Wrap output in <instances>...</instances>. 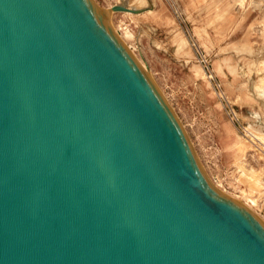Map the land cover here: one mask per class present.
Instances as JSON below:
<instances>
[{"label":"water","instance_id":"1","mask_svg":"<svg viewBox=\"0 0 264 264\" xmlns=\"http://www.w3.org/2000/svg\"><path fill=\"white\" fill-rule=\"evenodd\" d=\"M123 9L0 0V264H264L263 222L105 22Z\"/></svg>","mask_w":264,"mask_h":264},{"label":"rangeland","instance_id":"2","mask_svg":"<svg viewBox=\"0 0 264 264\" xmlns=\"http://www.w3.org/2000/svg\"><path fill=\"white\" fill-rule=\"evenodd\" d=\"M92 1L142 8L109 11L107 23L173 112L210 182L264 224V0Z\"/></svg>","mask_w":264,"mask_h":264},{"label":"bare ground","instance_id":"3","mask_svg":"<svg viewBox=\"0 0 264 264\" xmlns=\"http://www.w3.org/2000/svg\"><path fill=\"white\" fill-rule=\"evenodd\" d=\"M153 6V5H152ZM150 7H151V5H150ZM132 9H133V7H128L127 5H126V7H125V9H123V10H120L121 12H123V13H135V12H133L132 11ZM135 9V8H134ZM142 9V8H141ZM144 9V8H143ZM137 13V12H136ZM105 22H107V19L105 20ZM108 24V23H107ZM109 25V24H108ZM110 27V26H109ZM113 32L115 33V34H117V32H116V30L114 29L113 30ZM124 34L127 36V35H129V33H128V31H125L124 32ZM120 40V39H119ZM140 66V65H139ZM141 67V66H140ZM260 137V136H259ZM261 138V137H260ZM239 145V144H238ZM213 186L218 190V191H220L223 195H225V196H227V197H229L230 199H232L233 201H235L236 203H238V204H240L241 206H244L246 209H248L246 206H245V203H243V202H241V201H236L235 200V198L233 199L232 197H230L229 195H227L226 194V192H223L221 189H219L216 185H214L213 184ZM246 194H248V193H246ZM244 197H246V196H244ZM245 201V200H244ZM250 211V210H249ZM251 212V211H250Z\"/></svg>","mask_w":264,"mask_h":264}]
</instances>
